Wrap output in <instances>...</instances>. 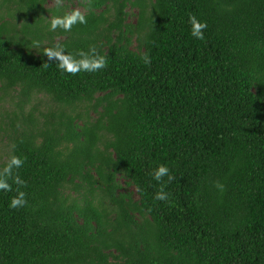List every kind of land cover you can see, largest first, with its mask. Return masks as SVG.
<instances>
[{
    "label": "trees",
    "instance_id": "1",
    "mask_svg": "<svg viewBox=\"0 0 264 264\" xmlns=\"http://www.w3.org/2000/svg\"><path fill=\"white\" fill-rule=\"evenodd\" d=\"M51 2L0 0V99H17L0 131L29 202L0 191V264H264V0ZM73 2L87 23L49 31ZM57 43L108 67H43ZM38 95L58 107L36 115Z\"/></svg>",
    "mask_w": 264,
    "mask_h": 264
},
{
    "label": "clouds",
    "instance_id": "2",
    "mask_svg": "<svg viewBox=\"0 0 264 264\" xmlns=\"http://www.w3.org/2000/svg\"><path fill=\"white\" fill-rule=\"evenodd\" d=\"M64 0H53L57 8L63 7ZM84 3H89L90 0H83ZM188 22L191 25L190 34L200 41L206 39L204 30L208 25L206 21H200L195 14H189ZM49 31L55 32L60 29L64 32H71L73 27L77 24H86L87 19L79 8L65 12L62 16H53L50 19ZM36 47H40L39 42H36ZM43 55L47 57V61L43 63V67L47 68L50 64H55L57 69L62 73L70 76H76L80 73H97L108 67V57L106 54H100L95 45L89 46L88 51L83 49L76 50L75 53L68 52L64 45L55 44L51 47L43 48ZM141 62L145 66H151L152 59L148 53H143L140 57ZM27 157L15 154V145L11 146V152L4 160L2 167H0V191L12 192L13 184L16 195L10 198L8 207L10 209L19 210L28 206L27 194L22 191L26 188L27 181L23 180L18 170L21 169ZM154 180L162 182L163 177L167 176L168 181L160 184L159 191L153 197L157 201L170 202V193L165 191L168 182H171L175 177L170 174V168L167 164H159L149 173ZM11 181V183L9 182ZM219 190H223V184L219 181L214 182Z\"/></svg>",
    "mask_w": 264,
    "mask_h": 264
},
{
    "label": "rangeland",
    "instance_id": "3",
    "mask_svg": "<svg viewBox=\"0 0 264 264\" xmlns=\"http://www.w3.org/2000/svg\"><path fill=\"white\" fill-rule=\"evenodd\" d=\"M53 3H49V5H52ZM79 8L80 10H83V8L79 5H77L75 2H73L72 4H69L68 9H76ZM1 91H0V95H1ZM13 92H11L8 95H3V99H0V117L2 118V122H8L9 120V116L7 115V113H10L13 110H16V106H15V102H16V98H13ZM36 105L37 109L34 111V113L38 116H40V112H48L50 110H54L58 107V105L52 103L47 96L45 95H38L36 96V98H33L30 103H28L26 105L27 109L29 108V106H33ZM42 118V117H40ZM9 148V140L5 137L4 133H2L0 131V161L5 159L6 157V153L8 151Z\"/></svg>",
    "mask_w": 264,
    "mask_h": 264
}]
</instances>
